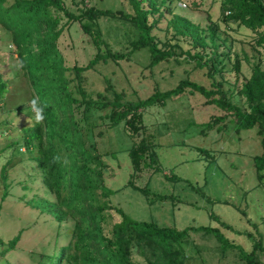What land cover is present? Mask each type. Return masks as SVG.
Wrapping results in <instances>:
<instances>
[{
  "label": "rangeland",
  "instance_id": "374dc122",
  "mask_svg": "<svg viewBox=\"0 0 264 264\" xmlns=\"http://www.w3.org/2000/svg\"><path fill=\"white\" fill-rule=\"evenodd\" d=\"M87 4L120 9L126 8L127 0H87ZM173 4L175 13L201 28L211 22L218 25V42L225 41L230 47L229 68L238 58L239 74L231 70L224 75L225 90L239 85L249 75L247 62L259 60L264 67V45L254 43L252 30L222 21L220 0H173ZM65 5L78 13L73 0H65ZM170 17L165 15L166 19ZM64 22L61 18L59 24ZM100 23L109 48L127 51L133 33L131 24L111 18ZM152 33L162 40L173 41L165 19L159 20ZM179 42L184 50L191 53L195 50L189 39L180 38ZM57 45L65 74L70 79L69 89L80 99L75 92L78 79L73 67L85 66L95 56L92 39L74 23L63 28ZM148 62L147 49H140L129 61L109 60L96 65L95 70H85L82 84L92 97L105 90L108 80L116 91H122L123 100L144 99L153 93L156 85L161 90L173 88L180 79L186 78L184 70L193 65V61L176 64L169 60L146 68ZM26 72L17 62L10 32L0 26V75L7 81V91L0 100V119L7 121V125L0 127V167L6 165V183L0 179V238L5 243L0 244V251L20 232L15 248L0 257V264H54L60 247L69 240L73 220L67 216L58 222L47 209L42 211L41 205H35L37 200L53 201L54 195L46 189L41 170L31 160L36 152H29L23 142L24 131L35 123L34 119L28 123V117L34 116L30 101L38 98L30 77L29 81L24 75ZM192 78L209 88L211 81L203 69L192 71ZM215 78L221 80L219 75ZM105 93L112 97L109 91ZM187 96L173 97L164 107H148L143 113L146 129L140 137L130 136L123 123L108 128L107 118L102 116L110 110L101 108V104L89 105L86 118L81 115L83 105L75 107L74 117L83 127L86 146L92 152L103 154L108 164L104 183L114 191L108 198L109 204L121 208L135 220L159 226L177 230L199 226L217 228L230 243L249 251L254 239L260 238L264 243V189L257 186L252 162V157L261 153L257 127L237 129L229 122L224 130H204L203 124L217 109L204 105L198 93ZM99 131H103L101 136ZM142 137L151 143L150 151L156 162L142 164L134 176V184L140 188L147 186L148 195L126 186L132 173L129 149ZM155 166L159 167L157 171ZM3 195L5 198L1 200ZM158 195L167 198L159 199ZM181 244L186 256L184 264H245L237 249H223L213 234L190 230Z\"/></svg>",
  "mask_w": 264,
  "mask_h": 264
},
{
  "label": "trees",
  "instance_id": "16d2710c",
  "mask_svg": "<svg viewBox=\"0 0 264 264\" xmlns=\"http://www.w3.org/2000/svg\"><path fill=\"white\" fill-rule=\"evenodd\" d=\"M73 2L78 13L69 10L65 0H0V26L10 32L17 62L23 64L19 67L27 71L24 75L27 79L30 77L31 81L28 80L37 94L38 104L44 108L43 121L35 122L24 131L23 142L29 152H36L31 160L41 170L42 181L48 192L54 195V200H37L35 205H41L42 211L47 209L58 222L67 216L73 220L69 240L60 247L54 264H184L186 256L181 242L190 230L213 234L223 249H237L245 264H264V258H261L264 243L260 238H253L251 250L244 251L230 243L217 228L199 226L177 230L135 220L121 208L109 204L108 198L114 191L104 183L108 164L103 160V154L92 152L86 146L83 127L74 117L75 107L83 105L81 115L86 118L89 105L101 104V108L110 110L102 116L107 118L108 128L123 123L130 136L140 137L146 129L143 113L148 107H164L173 97H191L198 93L204 105L217 109V113L203 124L204 130H224L229 122L237 129L257 127L261 153L254 155L252 162L257 186L264 189V67L261 61L247 62L249 75L239 85L225 90L224 75L231 70L238 75L240 62L236 58L229 68L230 47L225 41L218 42L220 31L215 22L201 28L189 18L175 13L173 0H127L126 8L120 9L89 5L87 0ZM220 2L224 23H236L252 30L254 43L264 45V0ZM166 14L171 17L166 19ZM61 18L65 19L62 25L59 24ZM110 18L127 21L133 27L127 51H112L104 39L100 20ZM160 19H165L170 26L173 41L162 40L152 33ZM74 23L92 39L96 49L95 56L85 66L73 67L78 79L75 92L80 99L69 89L70 79L65 74L66 67L57 45L63 28ZM180 38L189 39L190 46L195 49L193 53L182 48ZM140 49H147L149 62L146 68L169 60L176 64L193 61V65L184 70L186 78L180 79L173 88L161 90L156 85L153 93L144 99L123 100L122 91H116L108 80L105 81V90L97 92L95 97L85 89L82 84L85 70H95L96 65L109 60L129 61L131 55ZM244 58L248 60L247 56ZM197 68L203 69L211 81L209 88L190 79L191 72ZM216 75L221 80H216ZM6 83L0 75V100L7 91ZM108 91L112 97L106 95ZM3 124L7 125L5 118L0 119V127ZM102 133L99 131V136ZM150 147L151 143L142 137L129 149L132 173L126 186L141 190L145 195L149 194L147 186H136L134 176L142 164L156 162ZM158 169L155 166V171ZM0 179L6 183V165L0 167ZM4 198L5 195L1 200ZM157 198L167 196L158 195ZM19 234L7 241L8 246L1 249L0 257L15 248ZM0 244H5L1 238Z\"/></svg>",
  "mask_w": 264,
  "mask_h": 264
},
{
  "label": "clouds",
  "instance_id": "9594fccd",
  "mask_svg": "<svg viewBox=\"0 0 264 264\" xmlns=\"http://www.w3.org/2000/svg\"><path fill=\"white\" fill-rule=\"evenodd\" d=\"M19 66L23 67V64L21 63ZM30 109H31V112L34 113V116L28 117V123H31L33 119L35 120L36 123H41L44 119L43 117L44 108L38 104V98H34L30 101Z\"/></svg>",
  "mask_w": 264,
  "mask_h": 264
}]
</instances>
